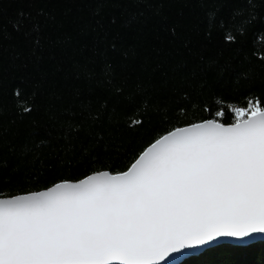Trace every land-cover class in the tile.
I'll use <instances>...</instances> for the list:
<instances>
[{
	"label": "trees",
	"instance_id": "16d2710c",
	"mask_svg": "<svg viewBox=\"0 0 264 264\" xmlns=\"http://www.w3.org/2000/svg\"><path fill=\"white\" fill-rule=\"evenodd\" d=\"M139 2L0 0V196L124 171L168 131L227 104L244 106L246 96L264 101V60L254 55L264 53V0L134 8ZM40 9L47 19L36 16ZM20 11L42 20L38 47L12 28ZM225 31L234 44L224 42ZM134 110L143 124L130 128ZM180 264H264V241L216 246Z\"/></svg>",
	"mask_w": 264,
	"mask_h": 264
},
{
	"label": "snow or ice",
	"instance_id": "6c2138e0",
	"mask_svg": "<svg viewBox=\"0 0 264 264\" xmlns=\"http://www.w3.org/2000/svg\"><path fill=\"white\" fill-rule=\"evenodd\" d=\"M151 3L141 0L133 7ZM36 16L47 19L43 9ZM12 28L39 46L42 20L20 11ZM236 39L224 32L225 43ZM254 55L264 60V53ZM103 75L113 84L111 64ZM115 93L123 94L120 87ZM15 94L19 98V90ZM31 111L22 107L23 113ZM204 111L211 112L207 106ZM137 114L128 127L142 126ZM257 235H264L260 97L246 96L244 106L227 104L211 118L168 131L124 171H95L39 191L0 196V264H170L177 255H193L220 240L243 242Z\"/></svg>",
	"mask_w": 264,
	"mask_h": 264
},
{
	"label": "water",
	"instance_id": "95a60500",
	"mask_svg": "<svg viewBox=\"0 0 264 264\" xmlns=\"http://www.w3.org/2000/svg\"><path fill=\"white\" fill-rule=\"evenodd\" d=\"M261 241H264V235H257V236H254L253 238H251V239H249L247 241H243V242L232 240V239L220 240L218 243H216L214 245H211L208 248H204V249L198 250L193 255H188V256L177 255L174 260L170 261V264H180L183 261H185L186 259L193 258V257H199L206 250H209V249H211L213 247H216V246H220V245H224V244L235 245V246H249L251 244H254V243H257V242H261Z\"/></svg>",
	"mask_w": 264,
	"mask_h": 264
}]
</instances>
